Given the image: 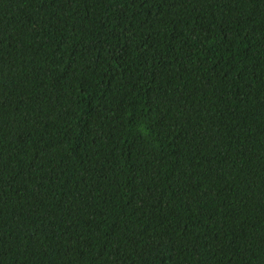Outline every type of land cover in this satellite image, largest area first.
I'll return each instance as SVG.
<instances>
[{
  "label": "trees",
  "instance_id": "obj_1",
  "mask_svg": "<svg viewBox=\"0 0 264 264\" xmlns=\"http://www.w3.org/2000/svg\"><path fill=\"white\" fill-rule=\"evenodd\" d=\"M0 264H264V0H0Z\"/></svg>",
  "mask_w": 264,
  "mask_h": 264
}]
</instances>
